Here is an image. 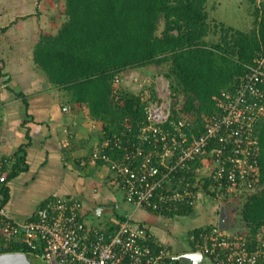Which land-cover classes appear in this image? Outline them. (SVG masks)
I'll list each match as a JSON object with an SVG mask.
<instances>
[{
	"label": "built area",
	"instance_id": "built-area-1",
	"mask_svg": "<svg viewBox=\"0 0 264 264\" xmlns=\"http://www.w3.org/2000/svg\"><path fill=\"white\" fill-rule=\"evenodd\" d=\"M263 66L264 52L241 83L221 92L215 112L202 116L198 134L183 115L171 118L167 81L162 94L147 101L136 130L125 119L124 129L104 139L90 161L107 166L125 202L135 208L162 211L177 204L195 206L200 194L225 207L243 202L259 179L256 128L264 116ZM11 163L10 157L0 154V236L5 242L22 243L43 264H170L166 259L176 255L131 216L111 230L88 224L74 196L48 198L31 218H13L2 194ZM227 230L212 224L187 234L186 251H200L202 260L210 264H264V227L252 239L244 232Z\"/></svg>",
	"mask_w": 264,
	"mask_h": 264
},
{
	"label": "trees",
	"instance_id": "trees-1",
	"mask_svg": "<svg viewBox=\"0 0 264 264\" xmlns=\"http://www.w3.org/2000/svg\"><path fill=\"white\" fill-rule=\"evenodd\" d=\"M62 2L59 13L64 20L56 31L40 35L33 60L49 82L67 94L72 105L84 104L88 114L102 123L101 140L118 135L125 119L136 130L144 119V106L155 98L153 91L145 101L118 87L113 92L121 72L148 65L158 67L169 82L171 118L183 115L193 133L198 134L203 129L202 116L215 112L221 92L241 83L255 58L264 52V0L254 4L252 26L247 30L209 19L207 0ZM211 32L218 34L216 40L207 38ZM256 134L259 179L254 191L245 196L239 215L248 239L264 227V116ZM13 157L6 179L24 168L23 156ZM2 194L5 203L6 186ZM193 209L192 205L177 204L154 212L171 217ZM210 226L195 228L188 234ZM30 251L22 243L5 242L0 236V253ZM173 261L177 262L166 259L167 263Z\"/></svg>",
	"mask_w": 264,
	"mask_h": 264
},
{
	"label": "crops",
	"instance_id": "crops-1",
	"mask_svg": "<svg viewBox=\"0 0 264 264\" xmlns=\"http://www.w3.org/2000/svg\"><path fill=\"white\" fill-rule=\"evenodd\" d=\"M49 2L0 0V28H4L0 31V154L11 159L7 171L13 166L14 155L24 158V168L4 185L8 191L6 208L13 218L26 220L48 198L74 196L88 224L114 229L121 217L131 216L173 253L186 251L170 240L172 229L162 223L161 213L133 206L130 210L123 193L122 200L116 198L114 190L120 189L107 166L90 161L91 153L104 140L102 123L88 114L84 104L72 105L67 94L53 86L33 61L40 35L55 31L61 24L59 10L54 8V14L50 13ZM67 105L71 107L63 110ZM204 199L200 194L194 209L201 208ZM214 206L213 216L218 217L220 204ZM107 207V217L88 220L90 214L99 217ZM224 228L244 232L234 222ZM158 229L165 237L158 235Z\"/></svg>",
	"mask_w": 264,
	"mask_h": 264
},
{
	"label": "rangeland",
	"instance_id": "rangeland-1",
	"mask_svg": "<svg viewBox=\"0 0 264 264\" xmlns=\"http://www.w3.org/2000/svg\"><path fill=\"white\" fill-rule=\"evenodd\" d=\"M49 12L54 14V8L55 10H59L60 7L62 8L63 2L62 0H49ZM261 0H207L206 2V10L209 15V19H213L215 22H222L225 25L233 26L235 28H238L240 30H247L252 26V19L251 11L254 7V4H258ZM64 17L61 15V18L59 19V22H63ZM45 21V20H44ZM46 22V21H45ZM58 22V23H59ZM57 24V17H54L53 24L56 29ZM213 27V26H212ZM56 31V30H55ZM210 40H216L218 38L217 33H210L207 37ZM34 61V60H33ZM119 81L118 84H116L114 87L117 90H126L130 93H135L140 95L141 100L145 101L146 99H150L153 91L157 96L162 94L161 87L168 81V79L163 75V73L160 71V69L154 65H148L146 67L142 68H130L126 71L121 72L118 75ZM169 83V82H168ZM170 88V87H169ZM159 94V95H158ZM171 94V90H170ZM171 96V95H170ZM157 98V97H156ZM115 196L118 200H122V192L120 190H114ZM204 196V202L203 205H201L199 209L195 208L192 211H190L187 214H176L171 217H165L163 215H160L159 218H161L162 223H165V226L167 229L170 230L171 226V234H169L170 240H174V243L177 246H182L184 249L190 248V242L187 239V234L189 231L193 230L194 228L199 226H205V225H212V224H218V217H214L215 213V204L217 201L213 199L211 196L203 195ZM243 202L236 201L235 203H231L229 206L225 207V214L229 217L228 221L230 222H238L237 216L240 215V210ZM130 207V210H133V207L128 205ZM106 209V208H105ZM102 210L101 215L93 216L89 215L88 220L96 222L99 219L102 220L105 217H107V210L110 209V207H107L106 210ZM147 213V212H146ZM149 214H151L150 211H148ZM135 219L139 220L140 213L134 214ZM212 216V217H211ZM214 217V218H213ZM218 219V220H217ZM239 219L240 216H239ZM99 220V221H100ZM143 221V220H141ZM241 221V220H240ZM239 221L238 228L243 229V224ZM145 223V222H144ZM148 225L147 223H145ZM237 226V223L235 224ZM160 228V227H159ZM160 229H158V235L162 238L165 237L164 235H161ZM169 240V239H168ZM189 242V244H188ZM174 246V245H173ZM29 253V252H27ZM29 258L31 259L32 264H43V260L40 256H35L34 254L29 253ZM191 259L188 257H182L179 264H186L190 263ZM175 264H178L177 262H174ZM202 264H210L204 258L202 260Z\"/></svg>",
	"mask_w": 264,
	"mask_h": 264
},
{
	"label": "water",
	"instance_id": "water-1",
	"mask_svg": "<svg viewBox=\"0 0 264 264\" xmlns=\"http://www.w3.org/2000/svg\"><path fill=\"white\" fill-rule=\"evenodd\" d=\"M225 217V204L221 203L219 209V225L223 229V219ZM182 257H188L191 259L190 264H201L202 254L200 251H183L172 258L181 261ZM0 264H32L29 258V253L24 252H3L0 253ZM187 264V263H186Z\"/></svg>",
	"mask_w": 264,
	"mask_h": 264
},
{
	"label": "flooded vegetation",
	"instance_id": "flooded-vegetation-1",
	"mask_svg": "<svg viewBox=\"0 0 264 264\" xmlns=\"http://www.w3.org/2000/svg\"><path fill=\"white\" fill-rule=\"evenodd\" d=\"M228 218H229V217L225 214V217H224V219H223V227H225V225H226L227 227H230V223L233 222V221H232V222H228ZM238 218H239V216H237V219H238ZM236 223H237V225H238L239 222H236V221H235L234 224H236Z\"/></svg>",
	"mask_w": 264,
	"mask_h": 264
},
{
	"label": "clouds",
	"instance_id": "clouds-1",
	"mask_svg": "<svg viewBox=\"0 0 264 264\" xmlns=\"http://www.w3.org/2000/svg\"><path fill=\"white\" fill-rule=\"evenodd\" d=\"M218 224H219V222H218Z\"/></svg>",
	"mask_w": 264,
	"mask_h": 264
}]
</instances>
